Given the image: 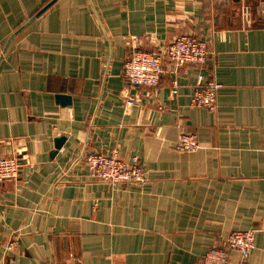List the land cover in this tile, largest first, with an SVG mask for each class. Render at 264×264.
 <instances>
[{
	"label": "crops",
	"instance_id": "1",
	"mask_svg": "<svg viewBox=\"0 0 264 264\" xmlns=\"http://www.w3.org/2000/svg\"><path fill=\"white\" fill-rule=\"evenodd\" d=\"M181 34L208 40L203 64L163 56L156 86L124 80L133 49L164 54ZM201 79L219 84L214 110L190 105ZM180 132L194 151L174 149ZM112 150L137 158L145 181L91 179L84 155ZM11 155L0 264H202L247 229L253 248L229 264H264V0H0V156Z\"/></svg>",
	"mask_w": 264,
	"mask_h": 264
},
{
	"label": "built area",
	"instance_id": "2",
	"mask_svg": "<svg viewBox=\"0 0 264 264\" xmlns=\"http://www.w3.org/2000/svg\"><path fill=\"white\" fill-rule=\"evenodd\" d=\"M211 55L208 40L192 34H181L174 38L164 50V54L154 51L133 49L123 62L122 75L130 85H144L154 87L159 83L163 73V56L172 68L184 64H203ZM219 84L214 80H199L191 93L190 105L214 110ZM126 106L133 104V98L125 100ZM175 150L188 153L198 147L194 133L180 132L173 144ZM84 162L88 176L96 181L115 185L118 183H142L145 181V171L137 158L129 162L122 160L116 150L109 153L87 152ZM19 163L17 158L0 156V185L7 180L17 178ZM255 230H233L227 233L221 245L209 248L201 259L202 264H229V252L239 253L245 261L254 246ZM15 240H10L7 249L11 248Z\"/></svg>",
	"mask_w": 264,
	"mask_h": 264
},
{
	"label": "water",
	"instance_id": "3",
	"mask_svg": "<svg viewBox=\"0 0 264 264\" xmlns=\"http://www.w3.org/2000/svg\"><path fill=\"white\" fill-rule=\"evenodd\" d=\"M42 10H40L38 13H40ZM37 13V14H38ZM36 14V15H37ZM35 17V16H34ZM59 100L62 101V103H68V97L67 96H64V95H59L58 96ZM64 137H58L55 139V149L59 148L62 141H63Z\"/></svg>",
	"mask_w": 264,
	"mask_h": 264
}]
</instances>
